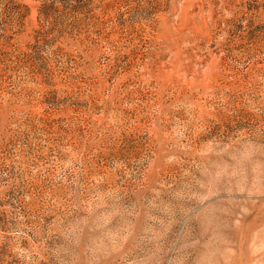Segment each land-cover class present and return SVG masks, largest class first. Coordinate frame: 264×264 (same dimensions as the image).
<instances>
[{"label": "rangeland", "instance_id": "rangeland-1", "mask_svg": "<svg viewBox=\"0 0 264 264\" xmlns=\"http://www.w3.org/2000/svg\"><path fill=\"white\" fill-rule=\"evenodd\" d=\"M0 264H264V0H0Z\"/></svg>", "mask_w": 264, "mask_h": 264}]
</instances>
